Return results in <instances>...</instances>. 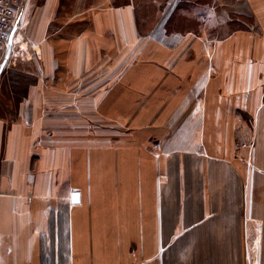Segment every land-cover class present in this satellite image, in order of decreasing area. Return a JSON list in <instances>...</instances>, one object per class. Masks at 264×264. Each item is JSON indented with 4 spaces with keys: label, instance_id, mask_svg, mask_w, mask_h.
Wrapping results in <instances>:
<instances>
[{
    "label": "crops",
    "instance_id": "0c3cea01",
    "mask_svg": "<svg viewBox=\"0 0 264 264\" xmlns=\"http://www.w3.org/2000/svg\"><path fill=\"white\" fill-rule=\"evenodd\" d=\"M21 2L0 264H264V0L200 11L207 34L169 32L176 5L144 31L131 3Z\"/></svg>",
    "mask_w": 264,
    "mask_h": 264
},
{
    "label": "rangeland",
    "instance_id": "374dc122",
    "mask_svg": "<svg viewBox=\"0 0 264 264\" xmlns=\"http://www.w3.org/2000/svg\"><path fill=\"white\" fill-rule=\"evenodd\" d=\"M21 1L22 0H20V2ZM62 1L66 5V9L64 12L71 14L77 12L78 8L81 7V9H83L88 4H91L96 0H62ZM233 1L235 0H108V2L111 5L119 6V5L131 3L133 6H135L137 14L143 17V20H145V23L147 24L145 29H142L144 31L153 27V25L158 21V19L161 17L162 13L166 10V8L167 11L168 10L170 11L172 7L176 5V9L166 26L168 31L172 30L181 33L187 31H194L196 33H199L205 30L204 32H206V34L208 32L206 29L208 25H205L202 21L198 20V13L200 11L206 10L207 12H211L212 14H216L215 17L219 19V22L221 21L220 23H224V20H226L227 23L229 24L228 19L238 20V17L233 15H231L230 18H226L225 16L226 15L225 7L228 4L232 3ZM165 15L166 14L164 13L163 18L165 17ZM193 17L196 18L193 19ZM236 28H239L238 24H232L231 26H226L225 24H223L222 30H220V33H222L220 36H224L227 34V31L229 30L232 31L233 29ZM8 70H9V64L4 69V72L2 73L0 79L1 103H5L3 97L8 93L7 90L4 89V87H6L4 85L8 82L10 78L12 79L11 73H9L10 70L9 71ZM21 76H24V74ZM21 76L18 78V80L20 81H14L13 83L14 86H17V84L22 85L24 83L23 79L26 76L24 77ZM0 115H1L0 117L3 118L8 117L4 115L3 111L0 113Z\"/></svg>",
    "mask_w": 264,
    "mask_h": 264
},
{
    "label": "built area",
    "instance_id": "2783aa9c",
    "mask_svg": "<svg viewBox=\"0 0 264 264\" xmlns=\"http://www.w3.org/2000/svg\"><path fill=\"white\" fill-rule=\"evenodd\" d=\"M20 0H0V65L2 57L9 53L12 39L18 30V20L21 12Z\"/></svg>",
    "mask_w": 264,
    "mask_h": 264
},
{
    "label": "water",
    "instance_id": "95a60500",
    "mask_svg": "<svg viewBox=\"0 0 264 264\" xmlns=\"http://www.w3.org/2000/svg\"><path fill=\"white\" fill-rule=\"evenodd\" d=\"M72 203H73V204L78 203V195H77V194H73V195H72Z\"/></svg>",
    "mask_w": 264,
    "mask_h": 264
}]
</instances>
